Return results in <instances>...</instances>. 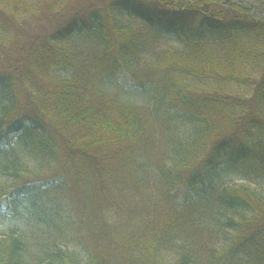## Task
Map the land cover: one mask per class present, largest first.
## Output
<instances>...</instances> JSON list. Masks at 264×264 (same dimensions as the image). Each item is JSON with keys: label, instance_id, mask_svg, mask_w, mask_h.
<instances>
[{"label": "trees", "instance_id": "obj_1", "mask_svg": "<svg viewBox=\"0 0 264 264\" xmlns=\"http://www.w3.org/2000/svg\"><path fill=\"white\" fill-rule=\"evenodd\" d=\"M72 2L0 0V92L9 94L0 105V153L22 135L32 154L53 164L45 175L14 172V182L0 189V218L16 216L9 201L25 200L55 242L82 246L86 264H162V250L179 237L190 209L199 210L194 203L203 202L244 213L228 220L230 244L208 264H264V202L245 188L218 191L209 177L221 165L240 169L253 160L264 167V19L217 0H91L72 6L54 30L43 32V41L31 38L26 50L12 51L13 27ZM228 12L243 20H226ZM114 13L189 42V49L160 52L154 64L136 67L137 48ZM91 34L103 47L87 62L54 44ZM55 68L67 69L70 78L52 77ZM253 71L261 76L247 103L228 87L252 85ZM105 84L145 93L156 107L151 113L117 103L101 92ZM159 120L198 124V131L191 142L178 140L170 166L160 172L166 209L152 217L143 164L158 152ZM75 188L82 206L69 210ZM68 192V201L56 200ZM20 250L12 241L0 264ZM57 256L56 264H80L60 250Z\"/></svg>", "mask_w": 264, "mask_h": 264}, {"label": "rangeland", "instance_id": "obj_2", "mask_svg": "<svg viewBox=\"0 0 264 264\" xmlns=\"http://www.w3.org/2000/svg\"><path fill=\"white\" fill-rule=\"evenodd\" d=\"M90 1L87 0L84 3L81 0H73L69 6H66L60 12L54 15L47 14L42 16L40 20L37 18L36 21L32 20L24 23V25H33L32 28L35 34L39 30L43 34V32L54 30L57 27V21L60 18L63 20L66 13L70 14L72 6L74 10H77L82 4H87ZM182 1L187 3L196 0ZM217 1L224 8L236 6L242 10H247L254 19H264V0H243L251 6L237 4L235 0ZM216 8L214 4L213 9ZM227 16L226 20H235L234 18L238 22L243 20L240 16L230 12L227 13ZM113 18L119 26L127 27L130 41L137 48L136 53H134L136 67L141 64H154L157 54L160 52H186L189 49V42H181L174 36L157 35L142 23L131 20L126 16L120 17L114 13ZM26 34L24 42L32 37L30 33ZM96 35H75L68 41L54 44L71 56L87 62L103 47L102 41ZM198 42L196 41L195 44ZM261 63H264V61L261 60ZM51 75L58 80H66L70 78L71 72L64 68H55L51 71ZM252 75V85L242 87L230 85L228 87L234 92L245 95L243 100L247 103L251 100L249 96L252 95L256 84L259 82L261 73L259 76L253 71ZM188 83L192 85L191 82ZM196 86L200 89L205 88L201 83L196 84ZM212 87L215 86L212 85ZM101 92L117 103L142 108L151 113L156 107L155 100L145 93L125 91L112 84L101 86ZM8 97L7 90L1 91L0 105L4 104ZM197 127L198 124L182 120L174 123H165L163 120L157 122L158 152L154 159L143 164V171L147 172L148 179L145 182L150 185L151 192L154 195L153 207H151L152 217H157L162 210L166 209L165 201L160 195L161 190L158 181L160 172L170 166V160L174 149L177 147L178 140H184L182 143L187 139L192 140L195 132L198 131ZM11 140L12 143L8 149L0 153V189L14 182V172L25 175L28 172L45 175L53 168L50 158L31 153V149L25 143L24 136L19 135ZM62 163L63 160H61ZM175 163H179V160L177 159ZM209 175L215 189L218 191L245 188L259 196L264 202V167L258 164L257 161L246 162L240 169L221 165L211 170ZM61 192L62 190H60ZM156 196L159 197L156 198ZM55 198L66 202L70 199V195L68 192L65 196H56ZM71 198L72 204L68 203L69 210L72 207L81 208V193L78 189L73 190ZM194 204H197L199 210L193 212V208L190 209L188 217L179 231V237L175 241H171L162 250V264H179L183 257L188 259L187 264H208L213 253H221L230 244L233 231L227 225L228 220L239 221L244 216L241 209H225L217 205L206 208L203 202H195ZM9 210L15 213L16 216L7 215L0 218V259L5 258L6 249L10 247L12 241L17 240L21 244V250L17 254L15 253L11 259L9 258L8 264H56L61 259L60 256L59 258L57 256L58 250L69 258H74L80 264H86L88 254L82 246L71 242H55L53 240L54 236L49 235L47 229L37 219V214L28 201L23 200L20 203L9 201ZM2 213L5 214V207H3Z\"/></svg>", "mask_w": 264, "mask_h": 264}, {"label": "bare ground", "instance_id": "obj_3", "mask_svg": "<svg viewBox=\"0 0 264 264\" xmlns=\"http://www.w3.org/2000/svg\"><path fill=\"white\" fill-rule=\"evenodd\" d=\"M235 1L237 2V4L239 3L242 5H246V6H251V4L245 3V2H243V0H235ZM32 26L33 25L27 26L26 24L25 25L20 24L18 27H13V29H12L13 30V36H15L13 38V43H15V46H16L13 49L11 48L13 52L18 51L19 49L26 50V45H27V43H29L31 38H33V40H36L38 43L43 41V39H42L43 34L41 33V31L39 30V32L35 34L33 32ZM26 33H30L32 37L29 40H27L26 42H24V40L27 36ZM8 35H9V38H11V42H12L11 32L5 33V36H8ZM38 45H40V44H38ZM9 55H11V51H10Z\"/></svg>", "mask_w": 264, "mask_h": 264}]
</instances>
